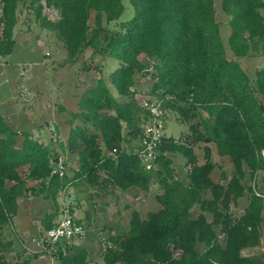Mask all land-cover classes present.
Listing matches in <instances>:
<instances>
[{
  "label": "trees",
  "instance_id": "obj_1",
  "mask_svg": "<svg viewBox=\"0 0 264 264\" xmlns=\"http://www.w3.org/2000/svg\"><path fill=\"white\" fill-rule=\"evenodd\" d=\"M22 1L42 26L63 38L65 62L78 61L88 48L119 60L108 73L119 95L100 77L84 99L85 109L76 113L81 121L70 131L68 150L78 154V168L71 180L149 190L156 179L162 186L158 210L145 218L133 210L130 229L110 235L114 246L105 251L107 264H264V256L243 253L261 242L264 198L249 187L244 211L237 216L230 211L245 193L247 172L264 171V65L250 74L238 60L264 53V0H221L231 27L229 48L215 0H0L1 54L13 49ZM126 1L133 16L120 30L105 26L104 20H117L128 10ZM47 6L59 10L58 19L43 13ZM150 67L154 83L142 95L160 97L188 122L190 132L181 140L164 135L158 164L147 169L128 144L142 138L150 119L135 84L136 74L150 73ZM0 123V264H14L6 254L11 244L6 228L13 225L18 197H56L62 180L50 175L58 155L48 143L29 134L19 141L17 131ZM199 141H215L229 156L234 170L227 182L211 176L216 162L210 146L205 145L206 161L199 162L193 147ZM168 151L186 156L187 177L177 174ZM54 224L49 220L47 228ZM70 245L60 250V264H86V247Z\"/></svg>",
  "mask_w": 264,
  "mask_h": 264
},
{
  "label": "rangeland",
  "instance_id": "obj_2",
  "mask_svg": "<svg viewBox=\"0 0 264 264\" xmlns=\"http://www.w3.org/2000/svg\"><path fill=\"white\" fill-rule=\"evenodd\" d=\"M126 3L129 5L128 10H126L117 20H113L110 22H106L104 20L105 26L114 30H120L121 22L133 16L134 13L133 6L128 1H126ZM215 3L217 8V18L221 22H223L222 23L223 39L226 44V47L229 48L228 37L231 32V27L227 22V14L222 8L221 0H215ZM43 13L53 19H58L60 16L59 10L51 6L44 7ZM19 18H20V25L28 26L31 32H28L29 35H19V34L17 35L16 47L11 55V59L28 60L29 64L26 67L28 69L29 77L25 78V80H22L20 74L17 76L13 73L12 84L15 85L17 81H25V82L27 81L30 83L32 87H40L42 94L40 96H37L35 100L28 102L25 107H21V109L18 112L14 113L12 116V120L9 121V126L13 129H17L21 127L22 130L20 129V131H24L23 137L28 134L31 135L30 134L31 129H34V132L40 131L42 133V137L45 139L46 134L43 128L46 123L45 119H47L48 117H51V119L57 118L58 120L61 121V126H60L61 131L59 134L65 137V135L68 132L69 124L70 123L75 124L76 122L81 121V118L78 117L76 114L72 115L73 119L68 120V118L71 117L70 113L75 110L82 111L85 109L84 99L90 93L91 85L95 84L98 78L102 77L105 79V81L110 83V80L106 72H108L111 68H113L114 65H117L119 60L114 56L103 55L101 53L94 55L92 49L88 48L83 52L80 59L74 63L75 65L73 66V69L62 68L57 70L56 68H54V66L51 65V62L52 61L60 62L62 60H65L66 55L68 54L66 50L67 48L65 42H63L64 41L63 38L54 32L50 33V35L52 34L53 39L47 38L45 35H43V33H41V30L44 29H41L42 24L40 20L36 19L35 14L32 12L29 6L23 1L20 2ZM94 19H95L94 16H92L90 19L91 25H94ZM35 33L40 35V38L45 41L38 40V37L35 35ZM47 50L51 52V55H45V52ZM229 54L233 55L231 50L229 51ZM43 60L45 62H42ZM238 60L240 61L241 65L250 74H253L256 71L257 67L262 66L264 64V53H252V54H248L247 56H240L238 57ZM77 69L79 70L78 76L73 74L71 75L70 72L73 73L74 71L77 72ZM10 70L13 72V69ZM149 72L150 73H144V71L138 72V75H140L139 77L140 84H144L143 86L140 85V87L142 88L144 87V89L150 88L154 83L153 81L154 79L151 76V73L155 72V68L150 67ZM59 79H61L60 82ZM111 91L113 94L117 96L119 95L116 86L114 84H112ZM8 92L9 90L5 89L3 95L1 96L2 99L6 98L4 95H6ZM46 95L50 99L49 102L47 100ZM137 96H139V98H143L145 95H137ZM10 105H12L10 100L5 102V107H7L8 110L15 109L14 106L13 107L11 106L10 108ZM167 121H168V125L166 127V130L168 135L180 136L183 129L187 133L190 132L188 122L184 120L180 116V114L174 110L167 109L166 123ZM48 129H49V133L53 134L52 138H55L57 134L55 133L54 126H48ZM184 134L185 133H183L182 136H180L179 138L177 137L176 138L178 140L184 139L183 138ZM17 137L18 140L21 141L19 139L20 135L18 133H17ZM58 137L59 136H57V138ZM48 144L50 147L52 146L51 142H48ZM58 149L65 151V148L62 144H58ZM52 150L54 151V148H52ZM196 150H197L196 153L200 158V162H204L206 157L202 145L199 147V149ZM213 156H216L215 158L218 161H216V167L212 170L211 176L213 179L219 180L222 177L221 175H223L222 170H225V172L227 171L228 173L230 170L234 169V165L232 161L230 160L228 161L224 157H220L217 151ZM172 157H173L172 159L173 167L176 170L177 174L179 176L185 177L186 168L184 165V160H185L184 154L178 152V155L177 153H175L172 155ZM63 158L65 159L64 156ZM65 160L66 162L70 161L69 159L68 161L67 158ZM71 169H72V164L69 162V166L66 169L69 179L72 175ZM23 175L24 177L27 176L24 172ZM257 178L255 184L257 186H259L260 184L263 185L264 183L262 181L261 176L260 179ZM32 182L33 181L31 180H27V183H29V185H31ZM223 182L226 181L223 180ZM243 182L246 186L245 193L239 198L237 202L233 203L230 208V211L234 216H237L244 211L245 205L249 200V195L251 192L249 187L253 188V184H254V178L250 172L246 174V177L243 180ZM83 186L85 185L82 184V187ZM69 187L71 190L73 188V185H69ZM151 187L152 188L149 191H143L144 195L141 198V200H143L142 201L143 203L140 202L137 206V208L140 211V214L143 217H147L150 211L158 210L162 206V203L158 200L157 197V194L160 191H162V186L160 182L154 179V181H152L151 183ZM61 193L62 192H60V194H58L56 197L48 194V195H44V197H47L45 199L33 197L28 199L27 201L22 202L20 207L21 221L23 223L28 222L30 224L31 220H30V216H28V207L30 204L31 205L36 204L35 203L36 200L39 201L38 204L36 205V211L33 218L37 220L40 218L42 219L44 217L51 216L50 214H47L46 216L44 212L50 206L53 208L56 206L55 203L57 204L60 202ZM204 194L208 197L211 196V193L209 191H206ZM193 210L194 212H198L199 204L195 205L193 207ZM51 217L54 219L56 215H52ZM216 227L218 233H220V240L224 241L225 234L222 232L221 227L219 225H217ZM120 229L122 231L124 230L128 231L130 227L129 225H126ZM261 229H262V237L260 244L245 248L243 250L244 254H260L264 256V221L262 223ZM31 231L35 232L37 234L36 236H40L43 233V229L42 232H40L39 225L38 226L33 225L31 227ZM107 232L108 231H105V233H103V237L101 238V244H99V246H96L99 247L98 249H96L95 245L92 244L93 250L90 253L91 261L90 260L89 262L87 261L86 264H107L104 257L106 251L104 250V244L105 242H107L106 240L109 238L107 237Z\"/></svg>",
  "mask_w": 264,
  "mask_h": 264
},
{
  "label": "crops",
  "instance_id": "obj_3",
  "mask_svg": "<svg viewBox=\"0 0 264 264\" xmlns=\"http://www.w3.org/2000/svg\"><path fill=\"white\" fill-rule=\"evenodd\" d=\"M41 29H44V30H41V33H43V35H45L47 38L53 39L52 34L50 35V33H53V32L56 33V31L50 30L44 26H41ZM28 32H31L30 28L28 26H21L20 25V18H19V20H18V22L14 28L15 43H14L12 51L7 53V54H1L0 53V122L4 123V126H8L9 128H11L9 126V121L12 120L13 114L18 112L21 109V107H25L28 102L35 100L37 96H40L42 94L40 87H32L30 85V83L27 81L26 82L25 81H17V83L15 85L12 84L13 73L17 76L20 74L22 80H25V78L29 77L28 69L26 67L29 64V61L23 60V59H19V60L18 59L17 60L11 59V55H12V53L16 47L17 35L18 34L19 35H29ZM35 35L38 37V40L45 41V40L41 39L40 35H38L37 33H35ZM45 55H51V52L49 50H47L45 52ZM67 55H66V58H67ZM245 56H247V55H245ZM42 62H45V61L43 60ZM64 62H65V60H62L60 62H53L52 61L51 65L54 66V68H56L57 70L62 69V68L73 69L75 62H65V63ZM117 65H114L113 68H115ZM262 66L257 67V69L261 68ZM113 68H111L110 70H112ZM10 69H13V72ZM78 71L79 70L77 69V72L74 71V73L73 72H70V73H71V75L73 74V75L78 76ZM109 71L106 72L107 76H108ZM139 77H140V75H138V73H137L135 84H136L137 89L141 90V91L139 90L140 92L138 91V95H142L141 92H143V93L148 92L152 88V86L150 88L145 87L146 89H144V87L143 88L140 87V85L143 86L144 84H140V78ZM60 81H61V79H59V82ZM9 83H10V85H9ZM106 83L108 84L110 89H112V83L111 82L108 83L107 81H106ZM5 89H8L9 92L6 95H4L6 98L2 99L1 96L3 95ZM46 97H47V95H46ZM8 100H10L12 103V105H10V108H11V106L12 107L14 106L15 109L8 110L7 107H5V102H7ZM47 100L49 102L50 99L47 97ZM77 112H78V110L72 111L70 113L71 117H69L68 120L73 119L72 115L76 114ZM48 118L45 119L46 123L43 127L45 130V134H46L45 139L42 137V133L40 131L34 132V129H31L30 134L34 137L37 136L39 140L45 141L46 143L51 142L52 143L51 145L53 146V147L52 146L51 147L54 148L53 152L58 156H64L65 159L67 158V160L69 159L70 161L69 160L68 161L72 164V169H71L72 175H71L70 179L68 178L67 172L64 175L59 176L61 178L62 182H61V185L59 187L58 194H60L63 187H65V186L67 187L68 194L71 197V199L73 200L74 205H75L76 218L78 220L84 222L87 226L84 238L82 240H80L79 242L73 243L72 245L77 244V245L86 247V249L88 251L87 260L89 262L90 253L93 250V245H95V247H96V246H99V244H101V238L103 237V233H105V231H108L107 237H110V235H113V234L118 235V234H124L127 232L125 230L122 231L120 228H122L126 225H129V227H130V220L132 217V212L135 209L139 211L137 206L140 202L143 201V200H141L142 196L144 195L143 191H149L152 187L150 185L149 190H145V189L140 188L138 186H131L127 189H122V188H120L118 186H114L112 184L106 185L104 183H91L85 179H79V180L72 181L71 178L74 175L76 168H78V154L68 150V139H69L70 131H71L74 123L69 124L68 132L64 137L63 135L59 134L61 131V127H60L61 121L58 120L57 118H53V119H51V117H48ZM51 124H53V125H51ZM1 125H0V136L2 135ZM167 125H168V121L166 123V127H167ZM48 126H54L55 133L57 134L55 136V138H52L53 134L49 133ZM11 129H13V128H11ZM20 129H21V127L17 128V129H13V130L17 131V133L21 137V138L19 137V139L22 140L24 131H20ZM183 133L188 134L189 132L187 133L183 129L180 136H182ZM165 135L166 136H173V135L167 134L166 128H165ZM57 136H59V137L57 138ZM180 136H173V137L179 138ZM55 141H57V142H55ZM140 143H141V138H138V139L132 140L128 144V146H130V147L133 146L137 150L140 146ZM58 144H62L65 148V151L58 149ZM201 145L204 148V152H205V145L210 146L211 156L215 162L218 161L215 158L216 156H213V155H215L216 151L220 157H224L228 161L230 160L228 155L222 154L220 152V149L218 147L217 142H215V141H208V142L199 141L193 145L195 153L197 151L196 149H199V147ZM166 153L171 157V159H173V157H172L173 154L177 153V155H178V152H173V151H168ZM61 154H63V155H61ZM186 159L187 158L185 156L184 165L186 168V177H187L189 169H188V166L186 165ZM198 160L200 162L199 156H198ZM205 161H206V158H205ZM69 162H67L68 166H69ZM200 163H203V162H200ZM172 165H173V160H172ZM231 169H232V167H231ZM233 170H230L228 173L226 171L227 177H223V175H221L222 177L219 180L221 182H223V180H225L227 182L228 178L231 177ZM223 171H225V170H222V173H223ZM255 174H251L253 176V178H254ZM260 176H261L262 181L264 183V171L258 170V173L256 176V177H258L257 179H260ZM219 180H216V181H219ZM33 182H32V184H34ZM82 184H84L85 186L82 187ZM27 185L31 186V185H29V183H27ZM69 185H73V188L71 190H70ZM33 197L42 198V199L47 198V197H44L43 194H24V195H21L18 197L17 210L13 214V217H12L13 225L10 229L6 228L7 237H8V239L11 240V244L9 245L7 252H6L7 257L14 264H56V263L59 264L60 259L58 257H50V256H42L41 255L40 245L35 240V238L37 237L36 236L37 234L35 232L31 231V227L33 225H35V226L39 225L40 226V232H42V229L44 230L45 228H47V224H48L49 220L52 221V223H56L59 220V218L61 217V206H62L61 199H60L59 203H57V204L55 203V205H56L55 207L52 208L50 206L44 212V214L46 216H47V214H50L51 216L56 215V217L54 219L51 216H47V217H44L42 219L40 218L37 220L33 218L35 211H36V205L38 204V201H39V200H36L35 201L36 204H32V205L30 204L28 207V216H30V220H31L30 224L28 222L23 223L21 221V216H20L21 204H22V202L27 201L28 199L33 198ZM61 197H62V195H61ZM248 201H247V203H248ZM139 213H140V211H139ZM143 218H145V217H143ZM98 248L99 247H96V249H98ZM65 250H67V248ZM58 260H59V263H58Z\"/></svg>",
  "mask_w": 264,
  "mask_h": 264
},
{
  "label": "built area",
  "instance_id": "obj_4",
  "mask_svg": "<svg viewBox=\"0 0 264 264\" xmlns=\"http://www.w3.org/2000/svg\"><path fill=\"white\" fill-rule=\"evenodd\" d=\"M143 106L150 111V119L145 124V131L138 148L142 164L147 169L155 168L158 164L159 147L166 128V107L163 100L156 95L144 96L140 99ZM68 164L63 156H58L52 165L51 176H62L66 173ZM253 191L264 198V190L255 184L258 171L255 172ZM61 217L51 227L45 228L40 236L35 238L40 245L42 256L58 257L64 246L79 242L85 236L87 226L78 220L75 215V205L68 194L67 187L61 191ZM104 250L114 246L107 239Z\"/></svg>",
  "mask_w": 264,
  "mask_h": 264
}]
</instances>
